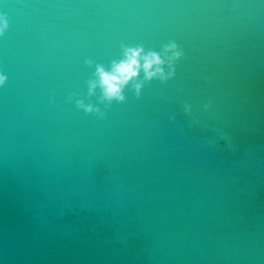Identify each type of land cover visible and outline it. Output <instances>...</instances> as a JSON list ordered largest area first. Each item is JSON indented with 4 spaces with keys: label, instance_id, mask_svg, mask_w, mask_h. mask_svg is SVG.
Listing matches in <instances>:
<instances>
[{
    "label": "water",
    "instance_id": "1",
    "mask_svg": "<svg viewBox=\"0 0 264 264\" xmlns=\"http://www.w3.org/2000/svg\"><path fill=\"white\" fill-rule=\"evenodd\" d=\"M0 18V264H264V0H0ZM171 45L164 79L90 92L124 48Z\"/></svg>",
    "mask_w": 264,
    "mask_h": 264
},
{
    "label": "clouds",
    "instance_id": "2",
    "mask_svg": "<svg viewBox=\"0 0 264 264\" xmlns=\"http://www.w3.org/2000/svg\"><path fill=\"white\" fill-rule=\"evenodd\" d=\"M6 22L3 18H0V33H2L3 28H5ZM175 47V45L165 46V49L161 53H156L153 51L143 52L141 46L136 48H124L123 59L120 61H113L110 70H105L103 66L97 65V70L95 75L97 80L90 81V92L97 84H99L103 91L102 99L110 100L112 97L117 99H123L120 93V89L133 77L137 75V72L142 68L144 71V79L147 80L153 76L159 75L161 79L165 78L160 64L165 61L161 60V55L167 56V48ZM180 55L179 52H174L172 57L167 59V62L171 64L172 59ZM155 65L154 70L153 66ZM171 71L167 75H171ZM3 77L0 76V82L3 81ZM141 86L140 82L134 83L133 87L139 90Z\"/></svg>",
    "mask_w": 264,
    "mask_h": 264
}]
</instances>
